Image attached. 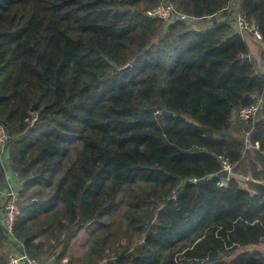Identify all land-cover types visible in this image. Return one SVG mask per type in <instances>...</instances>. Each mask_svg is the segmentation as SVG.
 Masks as SVG:
<instances>
[{
  "label": "trees",
  "instance_id": "obj_1",
  "mask_svg": "<svg viewBox=\"0 0 264 264\" xmlns=\"http://www.w3.org/2000/svg\"><path fill=\"white\" fill-rule=\"evenodd\" d=\"M236 11L264 43V0H0V191L7 168L20 192L0 264L11 244L60 260L89 226L83 264H264V198L218 176L226 158L264 180V71Z\"/></svg>",
  "mask_w": 264,
  "mask_h": 264
},
{
  "label": "built area",
  "instance_id": "obj_2",
  "mask_svg": "<svg viewBox=\"0 0 264 264\" xmlns=\"http://www.w3.org/2000/svg\"><path fill=\"white\" fill-rule=\"evenodd\" d=\"M149 16L158 17L165 21H173L175 19H184L191 20L186 17L184 14L176 13L174 6L170 3L163 4L162 6L149 10L147 12ZM233 25L237 32L239 33H249L256 37L257 39L262 40V35L259 29V26L250 21L244 14L240 11H236L233 18ZM263 105L262 98L256 99V101L250 105L242 106L236 109L233 112L234 119H240L248 121L250 119H255ZM9 135L6 131L3 124L0 123V153L2 155V159H5L4 155L6 153V144L8 141ZM252 145L248 142L247 148L251 149ZM4 160H2L3 162ZM6 169V178H7V186L3 190L4 200L0 204V209L2 211L1 222L4 225L7 233L13 238L14 236V225L17 219V216L20 213V192L18 186V178L17 173ZM223 169H227L230 174L233 170L232 165L225 158L223 159ZM228 179V178H226ZM196 180V179H192ZM220 184H225L222 181ZM23 248V244H20ZM8 264H51L48 260L43 257H32L28 252L23 249H19L17 252L11 253L8 256Z\"/></svg>",
  "mask_w": 264,
  "mask_h": 264
},
{
  "label": "rangeland",
  "instance_id": "obj_3",
  "mask_svg": "<svg viewBox=\"0 0 264 264\" xmlns=\"http://www.w3.org/2000/svg\"><path fill=\"white\" fill-rule=\"evenodd\" d=\"M234 2H235V5H236V3H237L236 0H234ZM163 4L164 3H160L155 8H158V7L162 6ZM155 8H153V9H155ZM166 22H170V21H166ZM241 34L243 35V37L246 40L247 44L250 45V47L252 48V50H250V55L252 57H254L256 60L258 59L257 60V63L259 61V64L258 65L264 71V69L262 67V63H261V61L259 59V53H260L261 50L264 49V43H263V41L260 40V39H257L253 35H251L249 33H246V32H243ZM257 117H259V116H257ZM0 156L2 158L1 153H0ZM230 175L233 176V177H235L240 182V184L243 187H248V184H247V180L246 179L247 178H250L251 177L250 175H243V174H240V173H236V172H233V170H232V172H231ZM251 178H253V177H251ZM224 179H226V178H224ZM260 181H264V180H260ZM3 200H4V195L1 196L0 203H2ZM115 215L117 216V218H120L122 216L121 212H117ZM89 227H86L85 229H83L80 232L79 236L72 242V245H71V248H70L71 249V253L75 256V258H77L76 259L77 261H75L74 263L77 262V264H83L82 259L84 257L85 252L87 251L88 243L91 240ZM51 241L53 242L54 240L53 239H50L49 242H51ZM122 243H125V240H123ZM11 245L12 246H9V248H8L9 255L11 253L17 252L19 250L17 248L18 245L17 246L16 245L13 246V244H11ZM250 249H257V250H259V251H261V252L264 253V243H262L260 245H257V246H254V247H250ZM238 252H240V251H238Z\"/></svg>",
  "mask_w": 264,
  "mask_h": 264
},
{
  "label": "water",
  "instance_id": "obj_4",
  "mask_svg": "<svg viewBox=\"0 0 264 264\" xmlns=\"http://www.w3.org/2000/svg\"><path fill=\"white\" fill-rule=\"evenodd\" d=\"M259 59L262 63V67L264 69V49L260 51ZM128 66L129 65H127L126 67H128ZM32 110H33V108H32ZM165 114L171 115L172 112L165 111ZM251 154H252L253 160L258 164V166L262 170H264V151L261 150L259 147L252 145ZM218 176H220L222 178H228V179L231 177L230 172L227 169H223L218 174ZM246 180H247L248 187H244V188L251 191L252 193H255V194L261 196L262 198H264V181H260V180H257V179L251 178V177L247 178Z\"/></svg>",
  "mask_w": 264,
  "mask_h": 264
},
{
  "label": "crops",
  "instance_id": "obj_5",
  "mask_svg": "<svg viewBox=\"0 0 264 264\" xmlns=\"http://www.w3.org/2000/svg\"><path fill=\"white\" fill-rule=\"evenodd\" d=\"M236 5H238V0H236ZM234 4H235V2H234ZM234 8V7H233ZM233 11V10H232ZM249 46V49L250 50H252V48L250 47V45H248ZM253 54V53H252ZM255 55V54H254ZM258 60V59H257ZM258 64H259V61H258ZM3 191L1 192L0 191V196H3ZM1 217H2V211H1V209H0V219H1ZM42 241L44 242L45 241V243H44V245H43V249H45V250H48V248L51 246V245H53L52 243V241L51 242H49V241H47V240H44V238L42 239ZM21 244V243H20ZM71 245H72V243H71ZM71 245L69 246V248H68V250H67V252H66V254L62 257V259H60V260H56L57 258H55V255H51L49 252H47V254L46 255H48L49 257L47 258V260L51 263V264H77V262L76 263H74L75 261H77L76 259L77 258H75V256L71 253ZM59 253V251H57L56 252V254H58ZM44 254V253H43ZM43 258H44V256H43Z\"/></svg>",
  "mask_w": 264,
  "mask_h": 264
}]
</instances>
